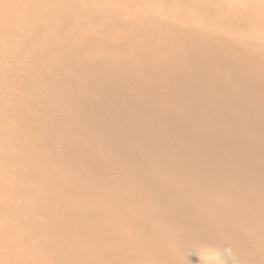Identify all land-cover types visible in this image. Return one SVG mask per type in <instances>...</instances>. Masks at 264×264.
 <instances>
[{
  "label": "rangeland",
  "instance_id": "1",
  "mask_svg": "<svg viewBox=\"0 0 264 264\" xmlns=\"http://www.w3.org/2000/svg\"><path fill=\"white\" fill-rule=\"evenodd\" d=\"M209 258L264 264V0H0V264Z\"/></svg>",
  "mask_w": 264,
  "mask_h": 264
},
{
  "label": "bare ground",
  "instance_id": "2",
  "mask_svg": "<svg viewBox=\"0 0 264 264\" xmlns=\"http://www.w3.org/2000/svg\"><path fill=\"white\" fill-rule=\"evenodd\" d=\"M11 12H13V11L11 10ZM152 17H156V16H152ZM103 212H104V211H103ZM108 213H109V212H108ZM108 215H110V214H108ZM105 216H106V215H105ZM130 222H131V221H130ZM101 225H102V224H101ZM115 225H116V224H115ZM117 227H118V226H117ZM135 229H136V228H135ZM143 229H144V228H143ZM131 230H132V229H131ZM138 230H139V229H138ZM133 231H134V230H133ZM137 232H138V231H137ZM123 233H124V232H123ZM131 233H132V232H131ZM125 234H126V233H125ZM131 235H132V234H131ZM112 238H113V237H112ZM104 240H105V239H104ZM117 241H118V240H117ZM115 242H116V241H115ZM128 242H129V241H128ZM133 243H134V242H133ZM129 244H130V243H129ZM219 244H220V242L218 241L217 244H216L217 247L220 246ZM148 245H149V244H148ZM130 249H131V248H130ZM128 252H129V251H128ZM132 252H133V251H132ZM208 255L210 256V254H208ZM229 257H230V256H227V258H229ZM230 261H231V260H230ZM260 262H261V261H260ZM206 263H207V264H214L213 262H211V258H209L208 261H207ZM257 263H258V262H257ZM217 264H218V263H217ZM261 264H262V263H261Z\"/></svg>",
  "mask_w": 264,
  "mask_h": 264
}]
</instances>
